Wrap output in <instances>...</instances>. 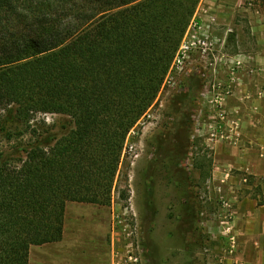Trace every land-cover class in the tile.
Segmentation results:
<instances>
[{"label": "trees", "instance_id": "trees-1", "mask_svg": "<svg viewBox=\"0 0 264 264\" xmlns=\"http://www.w3.org/2000/svg\"><path fill=\"white\" fill-rule=\"evenodd\" d=\"M201 1L0 0V106L74 125L49 148L37 136L17 165L0 154V264L60 242L68 203H110Z\"/></svg>", "mask_w": 264, "mask_h": 264}, {"label": "rangeland", "instance_id": "rangeland-1", "mask_svg": "<svg viewBox=\"0 0 264 264\" xmlns=\"http://www.w3.org/2000/svg\"><path fill=\"white\" fill-rule=\"evenodd\" d=\"M222 1L230 10L220 16ZM205 5L187 34L202 39L208 30L218 41L215 56L193 52L179 63V48L157 100L127 136L110 203H68L63 239L33 246L30 264L246 263L238 256L236 231L242 224L254 231L256 222L243 223L239 211L252 199L264 205V197L234 165L228 145L234 146L235 133L226 108L233 92L223 90L232 60L257 51L251 26L264 22V0ZM195 25L207 30L196 33ZM73 129L68 116L24 120L15 108L0 106V154L17 165L37 136L49 148Z\"/></svg>", "mask_w": 264, "mask_h": 264}, {"label": "crops", "instance_id": "crops-1", "mask_svg": "<svg viewBox=\"0 0 264 264\" xmlns=\"http://www.w3.org/2000/svg\"><path fill=\"white\" fill-rule=\"evenodd\" d=\"M211 1L205 0L208 5L204 8L209 7ZM228 10L230 8L222 1L216 14L221 16L223 11ZM216 14L214 17H217ZM204 17L206 22L210 21L207 14ZM251 35L257 51L250 56L237 57L243 63L238 75L239 82L227 101L226 108L235 133L232 137L234 146L228 147L231 148L236 169L251 176L260 185L264 197V22L252 24ZM239 213L243 223L256 222L254 231L253 226L243 224L236 231L239 259L245 260V264H264V205L252 199L241 206Z\"/></svg>", "mask_w": 264, "mask_h": 264}, {"label": "built area", "instance_id": "built-area-1", "mask_svg": "<svg viewBox=\"0 0 264 264\" xmlns=\"http://www.w3.org/2000/svg\"><path fill=\"white\" fill-rule=\"evenodd\" d=\"M249 6L250 7H253V8H256L257 12H261L260 9H261V6H258L256 4L255 1H251L249 3ZM193 27V25H192ZM195 27V31L196 33H199L197 32V30L201 31L203 30L202 27H197V25L194 26ZM202 29V30H201ZM207 30V29H205ZM203 30V31H205ZM191 31V30H190ZM207 36H205L204 38L200 39L198 37V35H195L193 38L192 37H189V35L185 34V37L182 41V44H181V47H180V50H179V54H178V58H177V62H181V59H183L184 57L187 58L188 55L192 54L193 52H203L202 54L206 57H210V56H215V53L217 52V48H216V45L218 44V41H215L214 39H211L210 34L207 30ZM216 39V38H215ZM184 40H186L184 42ZM217 40V39H216ZM242 61H240L239 59H235V60H232L231 62V66H230V71H229V75H230V84L223 90L225 91L227 94L228 93H231L234 89V86L239 82V73H240V70L242 68ZM220 99V96L217 98V102L219 101Z\"/></svg>", "mask_w": 264, "mask_h": 264}]
</instances>
